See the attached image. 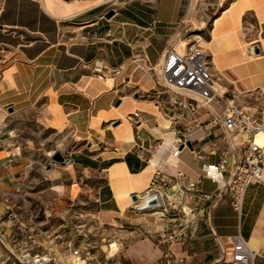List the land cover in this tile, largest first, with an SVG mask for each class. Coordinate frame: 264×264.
Segmentation results:
<instances>
[{
    "label": "crops",
    "instance_id": "0c3cea01",
    "mask_svg": "<svg viewBox=\"0 0 264 264\" xmlns=\"http://www.w3.org/2000/svg\"><path fill=\"white\" fill-rule=\"evenodd\" d=\"M146 5L144 9L136 4L113 6L104 0H0V61L5 62L1 66L7 65L5 82L21 78L23 89L35 98L49 79L48 88L55 93L60 114L55 117L65 119L66 126L81 143L69 151V156L78 165L103 175L97 216L104 221L125 219L132 204L123 209L128 202L125 198L144 192L155 168L175 172L173 163L187 174L180 184L162 186L166 199H182V185L189 179L198 180L202 190L214 191L216 183L202 176L203 159L197 157L196 151L216 161L220 150L227 144L233 145L231 138L224 137L222 127H216L210 135L206 133L207 122L199 123L205 119L201 109L181 115L176 107L161 104L159 98L152 99L155 95L148 93L152 82L143 81V77V83L149 87L137 82V69L132 67L136 61L144 60L143 68L149 61L157 69L169 44H174L181 34L182 26L187 28L195 21L205 23L220 9L223 12L213 20L208 40L212 43L206 47L211 54L212 70L242 92L264 88V0H155ZM110 9H115L111 17L106 15ZM137 9L145 14L142 16ZM195 9L196 15L191 16ZM246 16L256 24L252 40L257 43L259 58L244 53L247 41H252L245 38L242 30ZM217 19L222 26L220 41L213 36ZM135 26L152 30L151 38L145 37L140 51L132 40L133 32L138 31ZM96 63L105 67L103 74L96 72ZM117 68L120 72L115 71ZM123 73L128 78L126 83L119 80ZM127 89L146 96L130 99L132 94L125 95L129 101L126 106L133 109L136 105L135 110L140 111L138 121L132 115L128 121H122L119 115L124 112L125 102L121 93ZM118 99L121 102L117 105ZM179 127H183V138L191 141L192 146L183 148L175 157L171 150ZM137 131L142 133L145 144L141 152L132 149ZM210 139L219 149L217 153L210 154ZM212 209L209 225L201 224L197 234L174 243L175 252L186 255L188 264H230L221 257L224 250L232 256L229 236L241 235L249 239L255 250L256 264H264V182L248 186L241 211L227 201ZM218 244L222 255L216 251ZM126 249L125 264H163V246L159 244L149 248L147 242H141Z\"/></svg>",
    "mask_w": 264,
    "mask_h": 264
},
{
    "label": "rangeland",
    "instance_id": "374dc122",
    "mask_svg": "<svg viewBox=\"0 0 264 264\" xmlns=\"http://www.w3.org/2000/svg\"><path fill=\"white\" fill-rule=\"evenodd\" d=\"M117 3L120 7L136 4L146 9L148 7L146 4L152 5L155 0H118ZM230 3L231 1L228 4ZM234 9L230 11L233 13ZM137 11L142 16L145 14L139 9ZM194 12L191 16L196 15V9ZM222 12L217 9L205 23L195 21L187 24V28L182 26L181 34L176 37L175 43L169 45L182 49L189 41H196V35H199L203 38L199 40V43L207 47L212 43L208 40L211 37L213 20ZM255 25L250 16H246L242 21V30L247 40L255 37ZM135 27L138 31L133 32L132 40L136 41V48L140 51L145 37H148V40L151 38L152 30ZM136 32L138 33L135 34ZM221 35L222 26L217 19L213 32L214 40H222ZM254 41H247L249 43L244 51L253 59L260 57L257 55L259 54L257 50L254 52V49L253 51L249 49L256 43ZM139 57L148 59L145 55H139ZM1 64L5 62L0 61V235L4 234L5 237L3 249L8 253H12L11 250H13V259L16 260L19 257L25 260L24 250L33 254L45 243L52 242L57 249L56 253L70 259L69 241L73 240V244L81 243L85 251H91L95 261L125 264L126 248L132 249L135 244L141 242H147L149 248L156 247L164 220L154 214V211L139 210L135 208L133 200H128L123 209L128 203L132 204L125 219L102 220L97 216L98 191L104 182L101 171L78 165L72 158L53 159L52 153L57 149L67 157L70 155L69 151L81 143H78L70 128L66 126V120L61 121L56 118L60 114L54 101L55 93L52 88H48L49 79L45 81L37 97H30L26 89H23L24 81L21 78L5 82L8 71L4 69L7 65L1 66ZM147 64L143 68L144 60H139L132 65L137 69V82H141L142 77L143 81L150 80L153 88L148 93L155 95L152 99L159 98L161 104H165L162 98L166 100L168 96L167 87L160 84L163 79L158 74V68L154 67L155 64L149 61ZM213 72L218 77L221 76L214 68ZM119 80L126 83L128 78L123 73L119 76ZM219 80L222 88L235 90L242 99L252 94L257 96L254 102L252 100L245 103L251 107L252 111L262 105L263 87L259 90L242 92L237 90L232 82L230 84L226 78L221 76ZM143 81L142 85L149 87ZM110 83L109 79L107 84L110 85ZM131 83L134 84V80ZM157 86L165 91L158 93V90H155ZM128 93L132 94L130 99L146 97L134 94L129 89L121 94L125 96ZM127 97L125 96L122 107L124 112L119 113L122 121H128L131 112L136 109V105L133 109L126 106L129 102L126 100ZM204 115L205 113L201 114L203 117ZM218 245L216 251L218 255H222L221 244Z\"/></svg>",
    "mask_w": 264,
    "mask_h": 264
},
{
    "label": "built area",
    "instance_id": "2783aa9c",
    "mask_svg": "<svg viewBox=\"0 0 264 264\" xmlns=\"http://www.w3.org/2000/svg\"><path fill=\"white\" fill-rule=\"evenodd\" d=\"M118 0H104L113 6ZM157 20L154 19L153 23ZM105 67H99L96 63L95 70L103 74ZM120 72V68L115 69ZM163 82L166 86L168 96L165 102L178 109L181 115L188 112L202 111L205 119L199 123L207 122V134H211L216 127H222L224 137L231 138L233 145L220 150V158L216 161L208 160L206 153L196 151L197 157L203 159L201 169L202 176L216 183L214 191H205L199 188L198 180L189 179L182 185L184 197L178 201H171L164 197L162 186L171 187L179 183L186 176L184 169L177 163L175 172L168 173L155 168L147 189L138 193V199L134 201L137 209H150L164 220L163 228L157 238V244L163 246V264H188L186 255H179L172 248L174 243L182 242L188 237L197 234L201 224H208L212 218L213 206L223 201L229 202L236 210L243 208L244 198L248 186L256 182H264V144L257 141V133L264 128V100L262 105L252 111L249 103L257 96L249 95L245 99L235 90L222 88L219 77L212 70V58L207 48L199 43V39L190 42L179 49L175 45H169L163 61ZM185 89V91L180 90ZM155 90L158 93L165 90ZM264 90V89H263ZM198 93L201 98L192 94ZM160 95V94H159ZM164 100V99H163ZM131 115L139 120L140 111L134 110ZM178 138L175 139L171 155L178 157L183 148L190 146L187 139L183 138V127L177 129ZM229 134V135H228ZM210 154L217 153L210 139ZM145 148L143 135L140 131L136 133V140L132 149L141 152ZM156 148V146H155ZM195 151V147L192 148ZM232 156V159H231ZM232 160V161H231ZM151 161V158H148ZM153 197H158L157 204H149ZM234 239L232 256L229 257L228 250H224L222 260L230 264H256V252L251 248L247 240L241 235H230ZM5 244L4 234L0 235V261L2 264H106L94 259L91 251L86 250L81 243L71 246V258L62 257L56 253L57 249L52 242H47L42 248H38L33 254L24 250V259L18 257L13 259L14 251L8 253L3 249Z\"/></svg>",
    "mask_w": 264,
    "mask_h": 264
},
{
    "label": "bare ground",
    "instance_id": "6f19581e",
    "mask_svg": "<svg viewBox=\"0 0 264 264\" xmlns=\"http://www.w3.org/2000/svg\"><path fill=\"white\" fill-rule=\"evenodd\" d=\"M194 7H195V6H194ZM190 12H191V11H190ZM196 36H197V38H198L199 40H203V38H202L201 36H199V35H196ZM198 36H199V37H198ZM188 43H189V42H188ZM178 46H181V47H182L181 44H178ZM257 47H258L257 44H254V45L251 47V50L253 51V49H254V52H255V50H257ZM166 51H167V50H166ZM166 51H165V53H164V58H165ZM257 52H258V50H257ZM163 61H164V59H163ZM160 63H161V62H160ZM98 65H99V67H101L100 64H98ZM158 73H159L160 77H161L162 79H164V73H163V62H162L161 65L158 64ZM179 89L185 91V89H183V88H180V87H179ZM191 93L194 94V95H196L197 97L201 98V96H200L198 93H196V92H191ZM256 139H257V141H258L259 143L264 144V128H262V129L257 133ZM263 175H264V168H263ZM148 182H149V181H148ZM148 185H149V183H148ZM125 199H126V200H132L131 195H128ZM229 240L232 242V245H233V244H234V239H233V237L229 236ZM248 240H249V239H248ZM248 240H247V243H248ZM248 245L250 246L249 243H248ZM250 247H251V246H250ZM251 248H252V247H251ZM80 261H81V260H76L77 264H80ZM107 264H110L109 261L107 262Z\"/></svg>",
    "mask_w": 264,
    "mask_h": 264
},
{
    "label": "water",
    "instance_id": "95a60500",
    "mask_svg": "<svg viewBox=\"0 0 264 264\" xmlns=\"http://www.w3.org/2000/svg\"><path fill=\"white\" fill-rule=\"evenodd\" d=\"M115 13V9H110L108 12H107V16H111V15H113ZM120 102H121V99H118L117 101H116V104L118 105V104H120ZM187 144L189 145V146H192V143H191V141H187ZM52 156H53V159L54 160H64V159H67V160H69L71 157H69V156H67V157H65L64 155H63V153L61 152V150H59V149H57L55 152H53L52 153ZM133 198L135 199V200H137L138 199V193H134L133 194ZM159 202V198L158 197H153V198H151L150 199V201H149V204L151 205V204H157Z\"/></svg>",
    "mask_w": 264,
    "mask_h": 264
}]
</instances>
